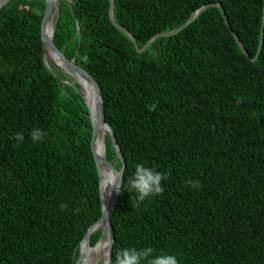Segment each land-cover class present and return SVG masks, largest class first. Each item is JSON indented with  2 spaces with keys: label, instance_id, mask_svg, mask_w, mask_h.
Wrapping results in <instances>:
<instances>
[{
  "label": "trees",
  "instance_id": "trees-1",
  "mask_svg": "<svg viewBox=\"0 0 264 264\" xmlns=\"http://www.w3.org/2000/svg\"><path fill=\"white\" fill-rule=\"evenodd\" d=\"M109 4L60 0L53 40L98 83L125 161L112 259L152 247L179 264H264V43L251 60L264 0H114L139 48L220 4L247 54L216 6L138 53ZM45 8L11 0L0 10V264H76L102 217L89 109L80 85L44 62ZM37 127L47 135L33 142ZM106 157L120 170L108 134ZM141 162L170 175L137 202L128 179ZM101 239L94 231L85 253Z\"/></svg>",
  "mask_w": 264,
  "mask_h": 264
},
{
  "label": "water",
  "instance_id": "water-1",
  "mask_svg": "<svg viewBox=\"0 0 264 264\" xmlns=\"http://www.w3.org/2000/svg\"><path fill=\"white\" fill-rule=\"evenodd\" d=\"M11 0H0V10L7 5ZM46 2V8H45V12L43 15V19H42V23H41V39H42V43H43V51H44V62L46 64V66L53 71L51 64L53 65L54 68L60 70L61 72L65 73L69 78V74L64 71L62 68H60L59 66H57L50 58H46V50H50L52 51L60 60V62L65 65L71 72H73L74 74H77L79 76H81L83 79H85L89 85H91V87L93 88L94 91V95H95V115L96 118L95 120L93 119V113L91 110V107L89 105V103L86 101L85 97L83 96L85 103L89 109V113H90V118L92 121V125H93V133H92V140H91V149H92V153H93V157L97 166V170H98V174H99V185H100V197H101V206H102V217L96 221L94 224L91 225V227L89 228L87 234L85 235V238L83 239L81 246H80V253H79V257L78 260L76 262V264L79 263V261L81 260V258L83 257V250H82V244L83 243H87V246L90 247L91 246V234L96 231L101 229L102 230V237L105 236L106 240H107V245H108V241L109 239H111L112 242V246L109 248L107 246V259L106 262L102 263V264H110V261L112 260V248H113V243H114V233H113V228H112V224H111V219H112V215L113 212L115 210L118 198H119V194L121 191V187L119 189H111V195L109 196V201L107 203V206L105 207L102 201V196H101V174H100V167H106L107 169L110 170V172L112 174L115 175H122L121 179H123V174H124V170H125V161L121 155V152L119 150V147L117 145L116 139H115V135L113 133V130L111 128V126L107 123V121L105 120L104 117V109H103V96H102V92L101 89L98 85V83L96 82V80L94 79V77L91 75V73H89L85 68L80 67L79 65H77L75 63L74 60H69L64 53L55 45L54 40H53V36L52 38L48 39L47 38V34L45 32V24L47 22V20L51 17V15L54 13L55 15V23L57 22V17L59 15V2L60 0H56V2L54 3L52 0H45ZM110 4H109V10H108V14H109V19L111 21V23L120 31L124 32L133 42L135 49L138 53H143L145 52L149 45L151 44V42L155 39L158 38H162V37H170V36H174L178 33H180L181 31H183L188 25H190L194 19L205 9L209 8L210 6H216L218 7L221 12H222V16L225 19V23L226 25L230 28L229 22L227 20L226 14L223 11V8L220 4H212V5H205L203 7H201L199 10H197L195 12V14L184 24V26H182L181 28L168 32V33H160L157 34L155 36H153L143 48H139L137 41L134 37V35L127 30L126 28H124L123 26L119 25L113 17V9H114V0H109ZM234 38L236 39V41L238 42V44L240 45L242 51L247 54V51L245 50L244 46L242 45L241 41L239 40V38L233 33L232 29L230 28ZM78 33L80 34V30H78ZM53 34H54V30H53ZM264 43V19H263V24H262V31H261V36H260V43H259V47L257 50V53L255 55L254 58H252L251 60L253 62H255L262 50V46ZM74 79V78H73ZM79 85L80 83L74 79ZM81 85H80V89H81ZM81 91V90H80ZM105 125L107 127V134L110 136L114 150L116 152L117 158L120 159L121 161V168L120 170H118L114 164L112 162H110L107 157H106V151L104 154L103 158H99L97 157L96 153H95V148H94V142H95V137L99 131V128L101 125ZM122 186V184H121ZM104 224V225H103Z\"/></svg>",
  "mask_w": 264,
  "mask_h": 264
},
{
  "label": "clouds",
  "instance_id": "clouds-1",
  "mask_svg": "<svg viewBox=\"0 0 264 264\" xmlns=\"http://www.w3.org/2000/svg\"><path fill=\"white\" fill-rule=\"evenodd\" d=\"M151 109L156 108L153 103L149 106ZM47 135L46 131L41 128H33L30 136L33 142L42 141ZM18 142L24 140V134L17 132L14 137ZM169 173L156 170L154 167L147 166L145 163H136L134 172L128 179L129 193H135L137 202H142L154 194H160L164 191L162 181L166 180ZM122 175H110V178L105 186V190H109L108 194L111 195V189H119L123 184ZM191 183V181H188ZM104 190V192H105ZM61 208L67 207L65 204L60 205ZM109 248L112 246L111 239L108 241ZM152 247H127L121 248L115 254L114 259L110 264H179L177 257L174 254L161 251L159 254H154Z\"/></svg>",
  "mask_w": 264,
  "mask_h": 264
},
{
  "label": "bare ground",
  "instance_id": "bare-ground-1",
  "mask_svg": "<svg viewBox=\"0 0 264 264\" xmlns=\"http://www.w3.org/2000/svg\"><path fill=\"white\" fill-rule=\"evenodd\" d=\"M54 3L56 0H52ZM55 15L52 14L51 17L47 20L45 24V32L47 34V38L50 39L53 36V30L55 25ZM46 58H50L57 66L62 68L64 71H66L71 78L76 79L80 85H81V93L85 97L86 101L89 103L92 113H93V119L95 120V95L93 88L91 85L88 84V82L83 79L81 76L74 74L71 72L65 65H63L58 57L50 50H46ZM106 135H107V127L103 124L100 126L99 131L95 137L94 142V148L95 153L97 157L103 158L105 151H106ZM100 174H101V196L104 206H107V203L109 201V190H105V186L110 178V170L106 167L101 166L100 167ZM105 190V192H104ZM104 225V224H103ZM82 250H83V257L79 261L78 264H98L101 261L106 262L107 259V240L101 239L90 251L89 254H86L87 248L85 243L82 244Z\"/></svg>",
  "mask_w": 264,
  "mask_h": 264
},
{
  "label": "rangeland",
  "instance_id": "rangeland-1",
  "mask_svg": "<svg viewBox=\"0 0 264 264\" xmlns=\"http://www.w3.org/2000/svg\"><path fill=\"white\" fill-rule=\"evenodd\" d=\"M70 78H71V77H70ZM71 79H73V78H71ZM105 238H106L105 236L102 237V239H104V240H105ZM102 263H104V261H101V262L98 263V264H102Z\"/></svg>",
  "mask_w": 264,
  "mask_h": 264
}]
</instances>
